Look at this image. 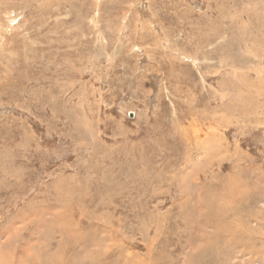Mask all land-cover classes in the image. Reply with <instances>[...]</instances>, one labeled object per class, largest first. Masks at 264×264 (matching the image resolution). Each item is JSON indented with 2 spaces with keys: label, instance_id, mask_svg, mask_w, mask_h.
<instances>
[{
  "label": "rangeland",
  "instance_id": "obj_1",
  "mask_svg": "<svg viewBox=\"0 0 264 264\" xmlns=\"http://www.w3.org/2000/svg\"><path fill=\"white\" fill-rule=\"evenodd\" d=\"M263 223L264 0H0V264H264Z\"/></svg>",
  "mask_w": 264,
  "mask_h": 264
},
{
  "label": "bare ground",
  "instance_id": "obj_2",
  "mask_svg": "<svg viewBox=\"0 0 264 264\" xmlns=\"http://www.w3.org/2000/svg\"><path fill=\"white\" fill-rule=\"evenodd\" d=\"M116 46V45H115ZM9 77V76H8ZM20 81V80H19ZM259 188V187H258ZM219 194V193H218ZM238 194V193H237ZM247 194V193H246ZM260 195V194H259ZM254 196L256 197V195L254 194ZM258 197V196H257ZM256 200H254V202H255ZM71 211V210H70ZM249 223V222H248ZM262 223V222H261ZM260 223V224H261ZM264 224V223H263ZM231 227V226H230ZM227 228V225L225 224V226L223 225V226H218V229H220V230H222V231H225V229ZM235 233V232H234ZM233 235V234H232ZM238 237V236H237ZM243 240H241V239H235L234 238V241H233V243L231 244V246H229V247H227L226 249H225V252H231V251H233V250H235V249H238L239 247L241 248V249H238L239 251H236V252H240V254L241 255H251V257H252V261H250L251 263H253L254 261H256V259H254V256H257L258 254V256H259V258L261 259V254H263L264 255V253H262V252H258L259 250H254V248H252L251 249V247H248L247 246V244H246V242H243V243H241ZM220 243H221V241H220ZM243 247V248H242ZM241 250V251H240ZM203 254V253H202ZM240 255V256H241ZM232 256V255H231ZM200 258V257H199ZM258 258V257H257ZM251 260V259H250ZM264 261V260H263ZM216 263V262H215Z\"/></svg>",
  "mask_w": 264,
  "mask_h": 264
}]
</instances>
